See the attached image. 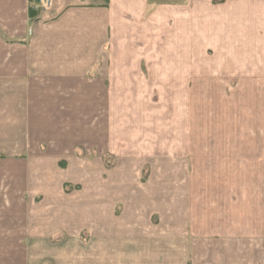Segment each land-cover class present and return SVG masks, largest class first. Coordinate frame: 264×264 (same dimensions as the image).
<instances>
[{
  "label": "crops",
  "instance_id": "0c3cea01",
  "mask_svg": "<svg viewBox=\"0 0 264 264\" xmlns=\"http://www.w3.org/2000/svg\"><path fill=\"white\" fill-rule=\"evenodd\" d=\"M152 1L0 0V159L27 160L0 163V264H264V0L197 6L194 23L192 0ZM193 30L215 52L195 73ZM178 54L182 133L120 136L116 170L75 163L81 146L113 153L115 96L128 105L142 63L159 75ZM59 159L87 174L82 189L65 192Z\"/></svg>",
  "mask_w": 264,
  "mask_h": 264
},
{
  "label": "rangeland",
  "instance_id": "374dc122",
  "mask_svg": "<svg viewBox=\"0 0 264 264\" xmlns=\"http://www.w3.org/2000/svg\"><path fill=\"white\" fill-rule=\"evenodd\" d=\"M200 0H192V20L193 23L194 17H198L197 10L195 8L198 6H205V4L211 5V3L214 6L221 5V3L225 2L226 0H202L203 4L199 3ZM233 1L234 0H229ZM240 5L245 4V7L247 6L248 0H237ZM245 2V3H242ZM178 3V2H177ZM150 7H157L162 10L166 11L167 7V0H154L150 2ZM222 6V5H221ZM156 8V9H157ZM246 11V9H245ZM159 18H165L166 15L162 14L160 12ZM206 17V16H205ZM239 18V17H238ZM242 18H245V16H241L240 19H238L240 22H243ZM237 23V21H235ZM199 31L193 30V40H192V47H191V58H192V73L199 72L200 70H204L206 68H201L200 63V57H212L215 55L214 47L208 46L203 47L200 45V39L198 37ZM164 36V37H163ZM161 40L159 41L160 46L158 47V52L160 55V60L163 59V61L167 59V41H166V30H161ZM201 38V37H200ZM213 48V49H212ZM182 49V48H181ZM143 53L142 55L147 58V55L150 53L153 48H142ZM182 53V51H181ZM184 57L183 55L178 54L176 58V64L174 69L171 71L168 69L167 62H161L158 65V68L160 71V74H152L148 70V63L145 61L142 63V70L144 78H134L133 80H129L128 88L130 87H143V94L141 95H129L126 99V96H119L124 99V102L127 101L128 105H121L119 103L120 101L117 100V96H115V100L113 102V110H112V152L106 153L102 156L100 159L99 154L96 150H88V148L85 146H81L82 148H79V151L77 150L76 153V159L75 163L77 161L84 162L85 168L87 169L86 165L88 164V161H96V162H102L103 166L107 167V169L116 170V168L121 164L123 159L120 158V152H118L119 149V140L120 136H127L129 139H134L136 137H145V135L149 132H152L155 134V136H159L160 139V145L162 146L163 143L166 142L167 136L170 134L176 133V135H179L182 133V126H183V110L182 105L184 103L183 99V88L185 86V79L183 78V71H184ZM205 63L202 64V66L205 67ZM157 67V65H156ZM157 75V76H156ZM154 76V77H151ZM194 80V79H193ZM123 79H113L112 85L114 88H119L123 86V84L120 82H123ZM187 81V80H186ZM195 82V81H194ZM125 106H128V110L121 109L125 108ZM117 139V140H116ZM121 146L123 147L125 143H121ZM135 148H133V151ZM131 149L127 151L128 153L133 152ZM163 155V154H161ZM6 155L2 154L0 163L2 165H12L15 164V166H18L17 168L20 169V163H26V159H6ZM163 159H160V161ZM55 161V167L60 169L61 177L59 178L62 180V184L64 187L65 192L71 193L75 192L77 189H82L84 187V184L86 181V175L83 171L80 169L74 170L72 169V172H67L69 170L70 163L67 159H59L54 160ZM143 161V174L142 179L145 180L147 175L149 174V171L151 169L152 161L150 158H145ZM87 162V164H86ZM73 167V166H72ZM84 167V166H82ZM65 172V173H64ZM86 173V171H85ZM63 174V175H62ZM69 178V179H67ZM84 179V181H83ZM60 182V181H59ZM78 187V188H77ZM40 199L36 200L39 202ZM37 202V203H38ZM116 214H119L120 207H115ZM64 237H67V241L73 242L75 240H79V242L86 246L88 243V234L87 231L81 232L80 235H78L77 232H73V230L69 229L68 231H65ZM59 238H53L52 241H59Z\"/></svg>",
  "mask_w": 264,
  "mask_h": 264
},
{
  "label": "built area",
  "instance_id": "2783aa9c",
  "mask_svg": "<svg viewBox=\"0 0 264 264\" xmlns=\"http://www.w3.org/2000/svg\"><path fill=\"white\" fill-rule=\"evenodd\" d=\"M53 4V0H37L36 7L40 10L50 9Z\"/></svg>",
  "mask_w": 264,
  "mask_h": 264
}]
</instances>
